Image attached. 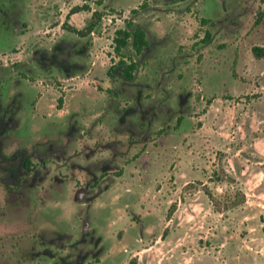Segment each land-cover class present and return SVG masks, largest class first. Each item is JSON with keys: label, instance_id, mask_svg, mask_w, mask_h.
I'll use <instances>...</instances> for the list:
<instances>
[{"label": "rangeland", "instance_id": "rangeland-1", "mask_svg": "<svg viewBox=\"0 0 264 264\" xmlns=\"http://www.w3.org/2000/svg\"><path fill=\"white\" fill-rule=\"evenodd\" d=\"M97 1L62 0L50 25L36 29L23 42H16L12 51L0 50V64L23 60L29 41L56 39L64 34L63 26L84 28L93 10L100 8ZM139 1L116 0L109 6L101 0L104 9H99V29L90 40L86 72L66 79L53 70L33 78L38 100L34 109L26 112L40 118L37 122L32 120L40 123L31 125L34 138H42L47 120L63 123L73 113L82 125V133L87 135L76 141L77 151L82 154L80 164L88 159L109 158L116 139L121 140L120 154L125 152L122 158L127 161L116 157L121 160L119 171L110 166L104 172L111 187L102 188V195L98 193L84 201L75 197V191L89 179V173L71 171L56 158L47 160L53 168L52 183L63 176L66 181L59 190L51 192L46 206L35 211L14 208L0 180V262L38 264L31 258L29 248L40 230H46V234L41 235L39 247L54 250L59 235L69 244L90 240L82 227L95 223L93 234L96 238L103 236L109 248L100 258L88 259L84 264H99L123 251L125 255L115 264H264V58H255L251 52V46H264V24L257 27L253 23L256 17L264 21V0L251 1L254 10L235 34L222 33L208 44H200L208 28L200 23L199 12L152 16L149 30L157 36H162L175 21L177 51L188 54L180 69L191 72L187 87L191 94L184 103L183 114H179L184 121L174 125L178 114L167 120L171 124L170 137L162 136L158 142L166 129L159 121L154 122L147 178H143L139 164L143 162L139 157L145 146L140 149L137 141L132 142L129 130L116 129L118 119L112 110L117 100L125 106L133 104V98L107 92L118 86L117 78L111 81L107 75V70L121 58L113 50L114 30L125 26L130 10L139 6ZM209 2L213 13L219 11L214 0ZM29 4L31 9H40L47 6L48 0H31ZM83 5L87 7L72 11ZM131 51L129 48L128 55L133 57ZM217 70L232 72L234 80L228 91L212 92L203 87L205 80L216 79ZM139 71H145V64ZM221 79L228 82L223 76ZM170 89L175 90L172 83ZM97 118L103 120L93 126ZM96 139L100 141L97 154L87 156L84 153ZM62 140L65 142L66 138ZM16 144L6 146L5 151L10 152ZM84 145L90 146L85 152L81 149ZM55 172L61 175L55 176ZM71 175L76 183L70 180ZM44 185L46 188V182ZM126 193L128 200L132 194L138 196L131 203L133 212L141 218L149 217L141 235L137 234L135 220L120 204ZM21 247L26 250L22 259Z\"/></svg>", "mask_w": 264, "mask_h": 264}, {"label": "flooded vegetation", "instance_id": "flooded-vegetation-1", "mask_svg": "<svg viewBox=\"0 0 264 264\" xmlns=\"http://www.w3.org/2000/svg\"><path fill=\"white\" fill-rule=\"evenodd\" d=\"M30 1L0 0V50L16 48L17 43L23 42L36 29L50 25L56 18L57 9L62 2L48 0L44 8L31 9ZM115 1L103 0L109 6ZM251 1L214 0L219 11L215 10L213 13L209 0H140L139 6L130 10L129 20L133 24L132 28L144 31L146 44L135 61L137 69L133 77H118V86H113L110 93L125 94L126 97L133 98V104L116 109L118 119L116 129L129 130L131 141H137L140 149L145 146L139 157V160L143 161L139 163L143 178H147L148 175V161L151 157L148 151L152 148L149 141L154 122L159 121L166 127V132L158 137V142L162 136L170 137L171 124L169 122L168 124L167 120L185 110L184 103L191 94L187 89L191 72L180 69L188 54L177 51L179 48L173 35L175 21L168 25L162 36H157L149 30L152 16L158 13L181 15L190 10L197 11L202 14L200 23L208 28L205 31L210 34L209 41L213 42L222 33L233 35L244 26L248 13L254 10ZM103 2L98 0L100 8L94 9L93 12L103 10ZM253 23L258 27L264 24V21L256 17ZM89 52L81 39H73L64 30L63 35L50 41L42 40L35 43L29 41L23 60L0 64V80L6 79L0 82V180L8 195V202L16 209L35 211L38 207L46 206L51 192L54 189L59 190L60 184L63 186L65 184L64 179L59 178H55L59 182L52 183L54 176L46 161L62 159L70 162L73 168V159L77 160L82 155L77 151L76 141H81L86 136L82 133L83 128L79 119L70 113L63 123L47 120L42 128V138H34L35 132L32 131L31 125L40 124L36 123L40 118L36 114H26L27 111L31 112L34 109V105L32 107L30 105L32 100L28 91L29 87L35 89L31 81L53 70L59 71L66 79L84 74L89 63ZM143 64L145 71L141 73L139 69ZM215 75L216 79L212 78L210 82L205 80L203 87L207 89L209 87L212 92L228 91L234 80L232 72L217 70ZM186 76L188 77L184 80ZM222 76L228 82L223 81ZM171 83L177 91L170 89ZM48 122L54 125H49ZM63 137L66 138L65 142L62 140ZM15 143L17 144L10 152L5 151L6 146ZM114 143L115 147H112L113 153L109 158L93 161L88 159L85 164L77 166L78 170L87 171L92 181H96L99 175L106 171V167L118 169L121 160L116 157L121 156L123 144L120 139H116ZM84 154L89 156L87 152ZM92 181L87 180L84 188H78L75 197L80 199L91 194L92 189L89 186ZM42 234L45 236L46 232ZM20 250L19 258L22 259L24 251L22 247ZM0 264L10 263L1 261Z\"/></svg>", "mask_w": 264, "mask_h": 264}, {"label": "trees", "instance_id": "trees-1", "mask_svg": "<svg viewBox=\"0 0 264 264\" xmlns=\"http://www.w3.org/2000/svg\"><path fill=\"white\" fill-rule=\"evenodd\" d=\"M98 3H100V2H98ZM85 7H87V5H83L81 7L73 8L72 11H75V9H78V8L83 9ZM99 21H100V10L99 11L95 10L92 13V17H91L90 21L86 24V26H84V28L77 29V28H74L73 26L71 27L68 25L63 26V27L65 28V32H67L68 36H71L73 39H81L84 43L85 49L88 51L90 48V45H91L90 40L92 39V36L99 29ZM202 21H203V19H202ZM132 27H133L132 22L130 20H126L124 27H116L114 30V34L112 37L113 50L117 54V56H120L121 58H119V60L115 63V65L111 66L107 70V75L112 78L111 81H113V79L118 78L120 76H126V77L132 78L134 72L137 69L136 68V62H135L137 59L136 56H138L142 52V48L146 44V40H145V34H144L143 30L133 29ZM209 39H210V34L208 31H205L203 37L200 40L201 41L200 44L201 43L208 44ZM206 44H204L203 46H205ZM129 48L132 49L131 54L133 55V57L128 55ZM13 49H14V47L9 49V50L12 51ZM251 52L255 58H264V46H251ZM127 57H128V59H126ZM4 80L6 81V79H1L0 82H3ZM15 86H17V85H15ZM28 91L31 93V94H29L30 95L29 97L32 100V102L30 104L32 107L34 105L36 99H37V94H36V90L33 87H29ZM108 91L111 92L110 89L107 90V92ZM117 95H119V94H117ZM109 97L112 98L110 96V94H109ZM59 102H61V98H59ZM115 105H116V108H112V110L115 112L114 114H116V109H118V108L120 109V107H121L120 102L118 100L116 101ZM102 120H103V118H97L96 120L93 121V126H96ZM183 121H184V119L181 118L179 115V117L175 121L174 125L180 124ZM48 124L54 125V124H52V122H48ZM163 131L164 130L160 131L159 133H162ZM86 145H88V144H86ZM86 145L82 146L81 149H84V151H86L85 148L90 147V146H86ZM99 145H100V141L96 139V141L94 142V146H92L89 149V151H87V154L90 157H94L97 154L98 149L100 148ZM129 146H132V145H129ZM124 154H125V152H123L121 154L120 158H122V156H124ZM125 156H126V154H125ZM79 159L80 158H78L77 160L73 159V165H76V167L72 166L73 168H71L70 162H66L62 159H59L58 161H62L64 163H66L68 165V167H70V170L72 171V169L73 170L78 169L77 166L80 164V163H78ZM122 159H123L122 161H124V162L127 161L124 158H122ZM46 162L48 163V161H46ZM43 164L45 165V163H43ZM47 167L52 172L53 168L49 165ZM118 171H119V169H117V172ZM101 174L99 175V177L96 181H92L91 176L89 177L88 180L92 181L90 183V186H89V188L92 189V193L89 195H86V196L84 195L85 198L83 196L82 200L90 201V199L92 198L91 197L92 195H95V194L98 195V193H100V195L103 194V191H101L102 188H103V190H107L111 187V184L107 182L108 175L104 174V172ZM60 175H61L60 172H59V174H56V172H55V176H60ZM89 175H90V173H89ZM63 179L64 180L66 179L65 176H63ZM70 180L74 181V183H76L74 175H71ZM84 186H85V184L80 186V188H84ZM206 194L211 199L212 195L209 193L208 190H206ZM130 197L131 198L128 200L127 199L128 194L126 193L125 196L121 197L120 204H122V206L125 208V210L135 220V222L137 223V228H138L137 234L141 235L142 230H143L142 228L144 227L143 226L144 222L148 223L149 217L141 218L133 212L131 203L133 201H136L138 196H137V194H132ZM45 231L46 230H40L37 234V237L32 238L30 248H29V254L30 255L33 254V256H31V258L36 260L38 262V264H84L85 261H87L88 259L100 258L101 256H103L107 252V250L109 248V244L106 240H104L103 236H99L98 238H96V235H94V234H96L95 223H90V225L82 227V231H84V233L86 235L88 234L91 236L90 240L85 239L82 242H80L79 244L77 242H74L73 244H69V241H67L68 239H66L63 242L62 236L59 235L60 238L57 239V242H56L57 247L54 250H51L50 248L41 249L39 247L38 242L41 240V235H43L42 232H45ZM65 233L72 235L69 231H66ZM47 249H49V250H47ZM22 250L24 251V253H26V250L24 247H22ZM124 255H125V251L120 252L114 256L107 257L105 260L99 261L98 263L99 264H115L120 259H122Z\"/></svg>", "mask_w": 264, "mask_h": 264}, {"label": "crops", "instance_id": "crops-1", "mask_svg": "<svg viewBox=\"0 0 264 264\" xmlns=\"http://www.w3.org/2000/svg\"><path fill=\"white\" fill-rule=\"evenodd\" d=\"M38 100V99H37Z\"/></svg>", "mask_w": 264, "mask_h": 264}]
</instances>
